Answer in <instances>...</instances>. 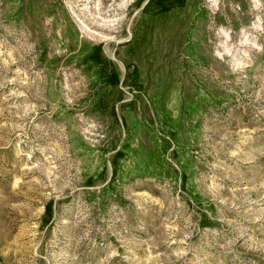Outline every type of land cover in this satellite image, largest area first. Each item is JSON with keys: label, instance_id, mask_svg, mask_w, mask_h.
Here are the masks:
<instances>
[{"label": "rangeland", "instance_id": "1", "mask_svg": "<svg viewBox=\"0 0 264 264\" xmlns=\"http://www.w3.org/2000/svg\"><path fill=\"white\" fill-rule=\"evenodd\" d=\"M150 1L0 0V264H264V0Z\"/></svg>", "mask_w": 264, "mask_h": 264}, {"label": "trees", "instance_id": "2", "mask_svg": "<svg viewBox=\"0 0 264 264\" xmlns=\"http://www.w3.org/2000/svg\"><path fill=\"white\" fill-rule=\"evenodd\" d=\"M155 1H157V0H151L150 3H153V2H155ZM150 3H149V4H150ZM165 8H166V7H165ZM166 9H167V8H166Z\"/></svg>", "mask_w": 264, "mask_h": 264}]
</instances>
